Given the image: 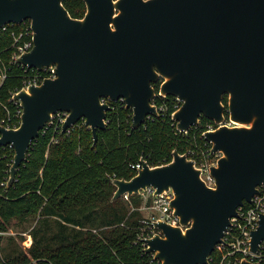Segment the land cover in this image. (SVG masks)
<instances>
[{
  "label": "water",
  "instance_id": "95a60500",
  "mask_svg": "<svg viewBox=\"0 0 264 264\" xmlns=\"http://www.w3.org/2000/svg\"><path fill=\"white\" fill-rule=\"evenodd\" d=\"M63 1L0 0V28L31 21L33 47L16 63L55 74L13 95L22 110L18 127L0 124V147L14 151L7 185L55 113H68L61 135L84 119L96 143L110 110L103 99L131 109L136 129L159 116L152 101L161 79L159 96L181 102L172 114L178 130L187 132L201 117L216 125L204 134L221 154L210 169L214 186L175 149L166 164L141 159L132 178L112 179L111 201L148 187L153 196L171 190L179 224L154 221L161 234L148 238L144 251L161 264H207L237 208L264 182V0H83L82 18ZM262 242L264 213L251 251Z\"/></svg>",
  "mask_w": 264,
  "mask_h": 264
},
{
  "label": "trees",
  "instance_id": "16d2710c",
  "mask_svg": "<svg viewBox=\"0 0 264 264\" xmlns=\"http://www.w3.org/2000/svg\"><path fill=\"white\" fill-rule=\"evenodd\" d=\"M63 5L73 18L85 13L83 0H64ZM20 28L12 27L16 32ZM13 42L11 30L0 31V119L20 109L12 97L31 73L11 59ZM174 103L173 96H156L153 104H165V110L136 129L131 109L120 100L111 103L107 128L98 130L96 143L85 127L58 135L54 144L52 131L40 132L10 186L14 151L0 147V240L13 225L36 221L28 253L4 247L0 264H150L149 253L134 244L145 199L133 194L111 201L116 190L111 181L132 178V165L141 159L150 166L163 165L171 161L173 150L185 153L193 139L203 144L200 132L210 121L201 117L187 135L179 133L171 116Z\"/></svg>",
  "mask_w": 264,
  "mask_h": 264
},
{
  "label": "built area",
  "instance_id": "2783aa9c",
  "mask_svg": "<svg viewBox=\"0 0 264 264\" xmlns=\"http://www.w3.org/2000/svg\"><path fill=\"white\" fill-rule=\"evenodd\" d=\"M14 25L16 24L10 23L3 25L0 28V31L5 32L11 30V34L14 39V42L12 44L14 51L12 53L11 59L16 62V59L19 58L23 53L28 52L32 49L33 31L31 29L30 20L16 25L21 26L18 32L12 29ZM30 70L31 73L25 78L22 88H27L30 85H38L45 78L55 77L52 67H44L40 71L34 68H31ZM2 78H4V75ZM157 97L160 98L161 96H159L158 94ZM174 99V109L176 111L180 107L181 102L176 97H174ZM102 101L108 103L110 109H113V107L111 106V103H113L112 101H109L108 99H103ZM156 108L158 112L164 111L165 104H161L158 107L156 106ZM21 113V107L20 109H17L14 114H10L8 112L4 118L0 119V124L6 128L18 127V125L20 124ZM67 117V112H57L52 116L51 122L46 124L40 130L42 134H45L48 131H52L50 144L57 143L58 135H61L62 126L65 123ZM151 117L153 116H150L148 119H150ZM226 124H230V122L227 121ZM197 125L190 127L189 130L193 127H196ZM75 127L78 129L85 127L84 119H80L77 123L72 125L71 128L67 129L64 134H68ZM215 128V123L211 121L207 123L204 129L200 132V138L204 141L203 144L196 143L193 139L192 145L186 147L185 153H183L188 159L194 162L195 166L201 172V178L210 187H213L215 183V179L211 175L210 169L212 166L216 165L221 154L219 152L212 151V146L210 143L205 141L204 134L208 131L214 130ZM176 130L177 132L184 135H187L189 131L188 130L187 132H182L178 130L177 127ZM132 168L135 169L137 173V171L141 168V163L138 162L135 165H132ZM1 185L5 184L1 183ZM257 189L258 192L252 197L251 203L244 202L242 206H239L237 208V215L230 219V225L224 231L222 241L216 244L215 249L209 257V261L207 264H241V261L243 259H247L250 262L264 264V242L259 245V250L256 253L252 252L250 249L251 233L257 228L260 215L264 213V182L260 186H257ZM152 193L153 189L150 187H148L145 192L140 193L145 199L144 205L141 207V209L147 208L152 212L150 217H143V219L140 221V226L138 227L137 235L134 241V244H139L143 250H145L146 248V240L148 238H151L155 234H161V231L154 227V221L163 220L172 225L179 224L178 218L173 215V211L170 208V202L173 198L172 191L169 190L157 196H153ZM148 199L149 202L147 204ZM149 255L151 256L150 264H161L154 258V255L152 253H149Z\"/></svg>",
  "mask_w": 264,
  "mask_h": 264
},
{
  "label": "rangeland",
  "instance_id": "374dc122",
  "mask_svg": "<svg viewBox=\"0 0 264 264\" xmlns=\"http://www.w3.org/2000/svg\"><path fill=\"white\" fill-rule=\"evenodd\" d=\"M124 197V196H123ZM125 199L127 197H124ZM144 205V204H143ZM143 217H150L151 215V210L147 208H142L141 209ZM36 221H29L23 225H13L10 227L9 231L5 233V237L0 240V249L4 247H7L8 252H13V251H18L22 249L25 253H28L29 248L32 245V237L29 235V231L32 229L33 226H35ZM52 232L56 231V227L52 223ZM42 233H38V236H40ZM11 235L13 237L12 241L8 240V236ZM3 252V251H2Z\"/></svg>",
  "mask_w": 264,
  "mask_h": 264
},
{
  "label": "flooded vegetation",
  "instance_id": "af4514ba",
  "mask_svg": "<svg viewBox=\"0 0 264 264\" xmlns=\"http://www.w3.org/2000/svg\"><path fill=\"white\" fill-rule=\"evenodd\" d=\"M161 82H162V80L161 79H159V81L157 82V83H155V84H153V87H154V89H155V91H156V95H158L159 94V87H160V84H161ZM223 99H226V103L224 102V100H222V102H223V105H225V106H227V98L226 97H224Z\"/></svg>",
  "mask_w": 264,
  "mask_h": 264
}]
</instances>
